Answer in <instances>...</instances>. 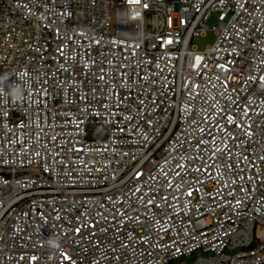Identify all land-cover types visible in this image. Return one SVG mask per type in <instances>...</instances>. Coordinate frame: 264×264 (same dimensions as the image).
Listing matches in <instances>:
<instances>
[{
	"label": "built area",
	"instance_id": "2783aa9c",
	"mask_svg": "<svg viewBox=\"0 0 264 264\" xmlns=\"http://www.w3.org/2000/svg\"><path fill=\"white\" fill-rule=\"evenodd\" d=\"M4 73L0 264H264V0H0Z\"/></svg>",
	"mask_w": 264,
	"mask_h": 264
},
{
	"label": "clouds",
	"instance_id": "9594fccd",
	"mask_svg": "<svg viewBox=\"0 0 264 264\" xmlns=\"http://www.w3.org/2000/svg\"><path fill=\"white\" fill-rule=\"evenodd\" d=\"M10 76V73H4L3 75H0V93L10 98L12 105H19L24 100L25 89L20 84L9 83L8 81ZM262 87H264V85H262ZM5 89H7V91H5ZM48 244L52 248L59 246V243L55 238H50L48 240Z\"/></svg>",
	"mask_w": 264,
	"mask_h": 264
},
{
	"label": "rangeland",
	"instance_id": "374dc122",
	"mask_svg": "<svg viewBox=\"0 0 264 264\" xmlns=\"http://www.w3.org/2000/svg\"><path fill=\"white\" fill-rule=\"evenodd\" d=\"M215 18H216V14L214 12H212L210 14V16L208 17V19L205 21V25L206 26L213 25L215 23ZM214 39H215L214 31L212 29H208L204 33H202L198 36L192 37L191 45L195 49L201 51L205 47L211 45L212 42L214 41ZM186 260H188V259H186Z\"/></svg>",
	"mask_w": 264,
	"mask_h": 264
}]
</instances>
